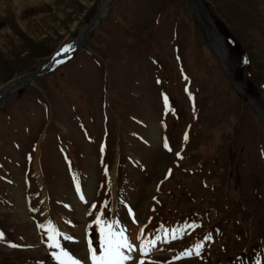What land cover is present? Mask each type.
Returning a JSON list of instances; mask_svg holds the SVG:
<instances>
[{
    "label": "rangeland",
    "instance_id": "rangeland-1",
    "mask_svg": "<svg viewBox=\"0 0 264 264\" xmlns=\"http://www.w3.org/2000/svg\"><path fill=\"white\" fill-rule=\"evenodd\" d=\"M99 3L0 14V87L80 35ZM193 3L264 106V0ZM104 15L62 64L0 99V264H58L50 230L88 264L109 229L141 249L125 264H264V124L187 0H111ZM185 224L198 227L144 247ZM197 242L199 256H181Z\"/></svg>",
    "mask_w": 264,
    "mask_h": 264
},
{
    "label": "snow or ice",
    "instance_id": "snow-or-ice-1",
    "mask_svg": "<svg viewBox=\"0 0 264 264\" xmlns=\"http://www.w3.org/2000/svg\"><path fill=\"white\" fill-rule=\"evenodd\" d=\"M70 48L62 49L63 52H68ZM165 103L167 104V97H164ZM185 139H187V134H185ZM167 147V144H165ZM179 155V154H177ZM264 155V152H262ZM77 191L79 192V185H77ZM83 198V197H81ZM131 213V209H129ZM39 227L43 228V225H39ZM198 227L196 224H185L181 228L166 230L163 236H157L155 240L149 242V247L154 245L157 241L169 239V240H176L178 239L177 233H185L186 230L189 228ZM3 233H0V238H3ZM59 235L54 230H50V234L48 236L49 247L59 249L60 251H53L52 256L54 259L58 261V264H80V261L73 256H71L67 251H65L60 242L56 239V236ZM66 239H71V237H65ZM210 239V235H206L204 240ZM12 247H19L16 244H12ZM202 248V243L197 242L193 247L185 249L181 256H191V255H200V251ZM133 250V246L129 243L126 236L123 234V230L119 232L113 231L109 229L106 233L103 234L101 240V250L100 254L97 255L95 250L90 249L91 251V260L92 264H125L126 261L130 260L131 257L125 254V251L131 252ZM179 258V257H177ZM142 264V262H141Z\"/></svg>",
    "mask_w": 264,
    "mask_h": 264
},
{
    "label": "water",
    "instance_id": "water-1",
    "mask_svg": "<svg viewBox=\"0 0 264 264\" xmlns=\"http://www.w3.org/2000/svg\"><path fill=\"white\" fill-rule=\"evenodd\" d=\"M110 1L111 0H109V3H110ZM188 4H189L190 12L193 13L196 16V18L198 19V21L200 22V24H201V26H202V28L204 30L205 36L208 39L212 38V47L214 49V52L217 55V57L220 59L222 64L224 65L228 75L230 76V78L232 80L234 88L240 94H242L243 96H245L247 98L248 102L251 104L253 110L256 112V114L258 115L259 119L264 123V106L261 105L255 98H253L252 96L247 94L242 82L240 80L236 79L233 76V74H232V72L230 70L229 60H228V47H227V44L225 42L224 35L219 31L218 27L216 26V24L213 22L212 19H210L212 30H208L206 28L205 24H204L203 19L199 15V12L197 11V9H196V7H195V5L193 3V0H188ZM98 20H99V15H98V11L96 10L94 12V14L90 17V19L88 21L89 23H88V26L86 27V29L83 31V33L81 35H79L78 42L69 51V55L74 50H76L77 48H79L81 46L85 36L95 26V24L98 22ZM69 55H67V57ZM66 58L64 57V58H61V59L48 60L45 63L39 65L34 70L28 71V72L22 74L21 76H18L17 79L23 80V82L27 83V82L33 80L34 78H36L39 74H41L43 72H46L47 70H50L54 66L60 64ZM2 90H3V87L0 88V92Z\"/></svg>",
    "mask_w": 264,
    "mask_h": 264
},
{
    "label": "bare ground",
    "instance_id": "bare-ground-1",
    "mask_svg": "<svg viewBox=\"0 0 264 264\" xmlns=\"http://www.w3.org/2000/svg\"><path fill=\"white\" fill-rule=\"evenodd\" d=\"M21 2H22V0H0V14L4 13L5 11H10V8L13 9L15 5L18 6L17 4H21ZM108 9H109V0H100L99 6L97 8L99 19L106 13V11H108ZM88 21L85 23V25H83L80 28V35L83 33V31L88 26V23H89ZM78 40H79V37H75V38H72V39L68 40L60 48V50L54 52L51 55L50 60L61 59V58L67 57V55H69V51L73 48L74 45H76ZM66 47L70 48V50L68 52H63L62 49L66 48ZM17 77L12 79V80H10L8 83H6L7 85L5 84L4 86H2L3 90L0 92V99L9 97L10 95H12L15 92H17V90L19 88H21L22 86L27 85V84H29V83H31L33 81V80H31V81L25 83V82H23V80L17 79ZM115 168H116V164L113 165V170H112V173H111L112 177H113V180H114V176H115V173H116L115 172ZM91 182L92 181H90V183H89L88 190L91 188V184H92ZM21 204L22 203L20 202V203H17L16 205H20L21 206ZM131 234H132V237H136V231L135 230L131 231ZM135 247H136V249L140 248L138 246H135ZM135 250L133 248V250L131 252L125 251V254L129 255L132 258L133 254H136ZM140 251H141V249H138L137 253H139ZM87 262H88V264H92V260L91 259L90 260L88 259Z\"/></svg>",
    "mask_w": 264,
    "mask_h": 264
}]
</instances>
